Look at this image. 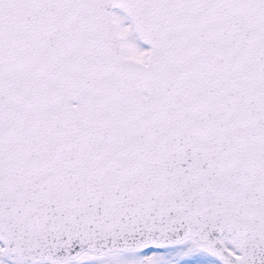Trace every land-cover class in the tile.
Listing matches in <instances>:
<instances>
[{
  "label": "snow or ice",
  "instance_id": "1",
  "mask_svg": "<svg viewBox=\"0 0 264 264\" xmlns=\"http://www.w3.org/2000/svg\"><path fill=\"white\" fill-rule=\"evenodd\" d=\"M0 264H264V0H0Z\"/></svg>",
  "mask_w": 264,
  "mask_h": 264
}]
</instances>
